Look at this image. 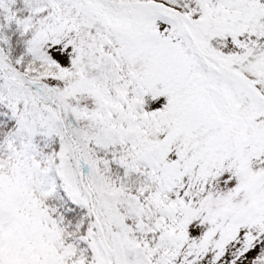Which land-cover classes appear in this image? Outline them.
I'll use <instances>...</instances> for the list:
<instances>
[{
	"label": "snow or ice",
	"instance_id": "obj_1",
	"mask_svg": "<svg viewBox=\"0 0 264 264\" xmlns=\"http://www.w3.org/2000/svg\"><path fill=\"white\" fill-rule=\"evenodd\" d=\"M0 264H264V0H0Z\"/></svg>",
	"mask_w": 264,
	"mask_h": 264
}]
</instances>
